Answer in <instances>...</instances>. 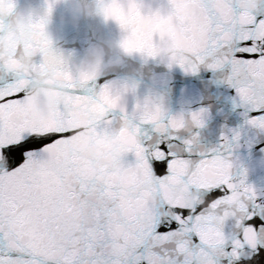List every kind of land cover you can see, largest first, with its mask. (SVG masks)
I'll return each mask as SVG.
<instances>
[{
  "label": "snow or ice",
  "instance_id": "obj_1",
  "mask_svg": "<svg viewBox=\"0 0 264 264\" xmlns=\"http://www.w3.org/2000/svg\"><path fill=\"white\" fill-rule=\"evenodd\" d=\"M234 3L169 0V18L183 36L179 66L195 72L205 61L214 70L230 65L226 82L246 124L264 130V12L235 11ZM130 14L137 28L126 49L151 54L139 34L144 18L135 5ZM29 43L42 57L35 71L23 83L0 86V264H264V193L235 179L230 163L238 131L205 149L195 137L181 141L183 116L165 118L148 98L131 113L120 107L119 134L133 140L134 164L148 176L134 192L121 191L107 172L77 165L67 145L83 131L73 126L81 118L95 117L92 135L109 130L114 121L106 116L123 88L105 84L93 96L94 79H73L46 39L38 34ZM49 73L67 99L37 126L23 111L24 90L33 75ZM202 122V112L191 114L192 124ZM172 184L186 191L170 198Z\"/></svg>",
  "mask_w": 264,
  "mask_h": 264
},
{
  "label": "water",
  "instance_id": "obj_2",
  "mask_svg": "<svg viewBox=\"0 0 264 264\" xmlns=\"http://www.w3.org/2000/svg\"><path fill=\"white\" fill-rule=\"evenodd\" d=\"M19 2L22 4L24 0H19ZM138 2L142 6V11L145 12L159 10L162 14H168L171 11L169 0H138ZM233 7L235 11L240 10L235 3ZM258 7L261 12H264V0H260ZM62 12L63 9L61 7H57L53 12V23L49 28L51 48L63 57L66 68L69 71H71L72 59L70 54L79 55L90 44L102 38L109 36L115 38L118 35V29L114 23L108 22L105 24L96 18H82L75 27L71 24L61 25L59 21ZM139 34H142V37L153 49L155 48L157 38L153 36L152 40L149 41L143 32V24ZM180 34L183 44L181 30ZM29 41L18 45L13 50L12 55L15 58L21 48L26 51L34 50L33 64L19 78L15 77L11 72L0 68V86L5 83H11L14 79L23 83L25 76L30 71H35V65L40 62L42 57H40L38 51L32 47ZM208 63V61H205L199 64L195 72H186L179 65L169 68L158 64L154 60L143 63L140 55L133 53L127 58V66L124 69L89 81L90 94L94 96L99 91V88L105 84L113 85L114 90L118 92L122 88L123 83L129 78L138 81L135 96L125 92L121 93L118 107L110 110L106 116V119L114 121L109 130H119L120 117L123 115L120 112V107L124 108L125 113H131L137 103H143L147 98V85L150 77L157 76L163 80L160 92L162 93V108L165 118L176 115H181L184 118L185 127L177 132L181 141L195 137L198 145L205 149H211L221 142L222 136H231L238 131L240 138L235 142L230 157L234 178L237 180L243 179L244 183L251 186L254 191L264 193V130L246 124V118L243 115L245 110L239 106L240 101L236 91L226 82L227 77L230 75V65L225 64L222 68L214 70L208 67ZM34 79L44 80L63 89L62 81L54 73H49L47 75H33L30 81L27 82L24 92ZM56 95V107L52 114L46 118H35L29 112L26 100H23V111L32 124L37 126L44 125L56 115L58 106L67 99L64 89L63 91H58ZM196 112H202L203 122L199 127L191 123V114ZM90 124L92 123L89 117H84L73 125L74 127L83 126V131L70 140L67 145L75 158V163L90 174L107 172L111 177L113 187L121 191H128L113 183V172L120 167L135 165L133 153L130 152L124 158L113 161V167L103 172H92L88 169L87 165L91 157L86 152L81 151L78 146L85 140L88 143H92L99 135L90 134ZM135 167L138 173H143L147 176L146 172L139 169L136 165ZM161 171L158 167L157 172L160 173ZM185 191L186 189H183L178 196L183 195ZM193 196L194 199L192 200H196L198 193L192 192L191 198Z\"/></svg>",
  "mask_w": 264,
  "mask_h": 264
},
{
  "label": "clouds",
  "instance_id": "obj_3",
  "mask_svg": "<svg viewBox=\"0 0 264 264\" xmlns=\"http://www.w3.org/2000/svg\"><path fill=\"white\" fill-rule=\"evenodd\" d=\"M259 4L260 0H238L241 12L249 14L261 11ZM133 5L136 13L144 18L143 32L148 40L151 41L153 36L157 38L151 54L143 50H128L125 47V42L137 28V15L130 14ZM57 7L63 9L59 21L61 25L71 24L75 27L82 18H96L105 24L114 23L118 29L115 38H102L90 44L79 55L70 54L71 71L68 72L73 79H95L115 73L127 66V58L133 53L139 54L143 63L154 60L169 68L179 65L185 59L178 25L168 14H162L159 10L142 11L138 0H24L22 4L19 0H0V68L11 72L17 78L23 76L25 70L33 64L35 52L21 48L13 58V50L38 34L51 46L49 28ZM118 15L120 18H117ZM162 85L163 80L157 76L150 77L147 85V98L161 110ZM137 87L138 81L132 78L122 85L124 92L133 96ZM58 91L63 89L44 80L34 79L27 86L23 100H26L27 108L35 118H46L56 107ZM89 120L93 123L95 117H90ZM78 147L91 157L88 169L92 172H103L113 167V161L124 158L132 151L133 140L130 137H122L119 130H108L101 132L92 143L85 140ZM113 175V183L130 192L142 187L148 180V176L138 173L135 165L117 168ZM182 191L183 188L172 184L165 194L171 198L180 195ZM191 199H194V196Z\"/></svg>",
  "mask_w": 264,
  "mask_h": 264
}]
</instances>
